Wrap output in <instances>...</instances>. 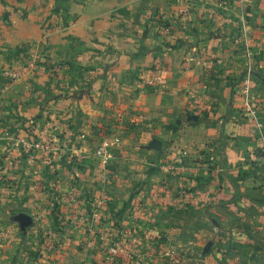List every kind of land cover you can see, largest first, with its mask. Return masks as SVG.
Here are the masks:
<instances>
[{
  "label": "crops",
  "instance_id": "1",
  "mask_svg": "<svg viewBox=\"0 0 264 264\" xmlns=\"http://www.w3.org/2000/svg\"><path fill=\"white\" fill-rule=\"evenodd\" d=\"M162 25L169 34L159 31ZM237 38L257 47L255 56L252 52L245 59ZM36 55L47 58L50 68L60 64L59 76L66 74L57 81L47 73L34 74L14 83L5 76ZM244 63L264 78V0H0V127L7 137L24 138L31 147L45 132L43 108L52 106L58 111L55 129L47 130L54 148L67 150L46 166L39 149H27L32 153L26 161L19 155L22 147L5 142L0 149V167H10L13 178L11 193L0 198L2 227L8 231L0 241V264H17L25 249L34 248L42 230L36 215L51 201L66 170L70 187L82 185L95 161L88 158L97 150L95 141L126 151L131 136L118 133L130 123L137 129L147 126L142 134L149 136L144 148L150 154L155 136H162L164 150L187 154L195 149L198 157L212 158L198 162L202 168L196 178L199 186L213 187L206 213L217 217L214 233L250 235L253 242L251 257L230 254L222 263L216 250L215 261L264 264V258L258 261L264 255L259 238L264 236V84L252 75L250 91L244 93L245 86L235 82ZM84 73L93 81L82 79ZM68 83L75 89L89 87L94 97L62 95ZM106 83L112 86L108 98L97 94ZM248 97L256 116L246 106ZM189 115L196 121L189 122ZM33 119L37 125L30 123ZM69 157L76 161L64 162ZM27 161L34 168L26 167ZM182 176L177 181L188 185V176ZM14 189L20 190L14 194ZM19 213L30 215L34 224L18 239L12 216Z\"/></svg>",
  "mask_w": 264,
  "mask_h": 264
},
{
  "label": "rangeland",
  "instance_id": "2",
  "mask_svg": "<svg viewBox=\"0 0 264 264\" xmlns=\"http://www.w3.org/2000/svg\"><path fill=\"white\" fill-rule=\"evenodd\" d=\"M164 27L162 25L159 31L163 32ZM247 27L250 30L251 26L247 24ZM245 29L246 26L242 30ZM236 41L241 49L244 46L245 59H250L246 54L247 42L241 38H237ZM164 45H166L165 42ZM256 48L251 47V50L255 52L254 56ZM46 59L36 55L29 64L12 69H36L34 72L28 71L21 78L9 76L8 71L11 70L5 71V76L12 83L23 81L34 74L43 73H47L51 79L56 78L55 81L63 78L66 73L59 76L60 64L50 68ZM65 65L68 66L67 63ZM250 66L244 63L243 71L237 73L235 82L238 85L243 84L244 86L246 80L250 82L247 78L251 74L248 71ZM251 70L257 72L256 67ZM81 76H83L82 79L85 77L88 82L93 81V77L88 73L81 74ZM68 85L70 86L61 90L62 95L66 97H94L89 87L75 89L71 84L68 83ZM102 86L103 89H101ZM102 86L99 87L97 94L104 93L105 98L112 96V86L107 83ZM255 110L257 115V109ZM54 114H58V111L52 106L43 108L42 115L47 119L44 123L45 132L42 137H39L40 139H36L37 142L32 143L31 147H26L24 138L7 137L5 127H0V149L5 142H11L15 146L22 147L21 151L24 154L19 155L20 157L26 155L25 161L32 153L28 150L32 148L42 151L46 166L56 161L67 150L60 151L58 147L55 149L53 137L47 130L55 129ZM196 119L197 116L189 115L188 121L193 122ZM30 123L37 125L34 119L30 120ZM135 124H127L126 130L123 128L124 132H117L119 136H131L124 153L120 146L94 142L97 150L88 158L95 161H93V167L83 177L85 179L82 178V185L76 184V188L73 189L68 184L70 170L63 173L59 179L61 186L57 189L55 185L58 182L54 185L52 195L50 194L51 201L43 205L44 210H39V214L34 219L40 222L42 228L36 234L38 240L33 243L34 248L25 249L26 252L17 257V264L20 262L23 264H219V261L216 262L214 258L216 250L218 253L221 252L220 261L222 263L230 258V254H240L244 258L252 254L253 242L250 235L231 236L228 230H223L218 233L219 238L214 233L216 225L214 220L217 217L211 212L206 213L208 209L206 206L211 207L213 204L211 197L207 198L213 187L211 185L199 186L196 178L201 174L199 169L202 168L198 162L210 163L212 158L209 160L198 157L195 149L187 154L183 151L164 150V145L161 151L151 148L154 153L150 154L144 148L145 144L149 145V136L142 134L147 126L140 125L141 128L137 129ZM176 135L180 137L179 132H175L174 136ZM155 138L164 142L162 136H155ZM34 139L32 140L35 141ZM101 149L109 157L107 161L98 155L97 151ZM158 152L161 154L155 158L152 157ZM1 157L3 158L2 154H0ZM3 159H0V165L3 164ZM155 159L157 162L153 164ZM33 161L31 163L27 161L24 164H28L26 167L34 168ZM71 161L74 162L76 159L69 157L64 160L67 163ZM18 162L20 159L12 161L14 169L19 165ZM16 163L17 166H15ZM81 168L85 169L83 165H79L80 170ZM179 176H188V185L177 181ZM10 177V167L6 169L0 167V198L11 193L13 178ZM168 178L175 180L170 183ZM52 179L54 178L51 177L50 180ZM47 185L49 186V183H46ZM16 186L17 184L14 187ZM50 187L52 189V185ZM18 190L20 189H14V194H17ZM196 194L200 195V198H203L205 194V197L201 201L196 198ZM15 218V215L12 216V222L16 226L19 239L21 228ZM1 220L0 218V241L8 232L3 229ZM28 230L25 234H28ZM263 237L262 234L259 235L260 240H264ZM243 238L246 242L241 243L240 240ZM255 240L257 241V238ZM23 241H25V248L31 247L29 239L26 238ZM228 246L234 250L230 251ZM260 256L262 257H258V261L263 262L261 258H264V255Z\"/></svg>",
  "mask_w": 264,
  "mask_h": 264
},
{
  "label": "built area",
  "instance_id": "3",
  "mask_svg": "<svg viewBox=\"0 0 264 264\" xmlns=\"http://www.w3.org/2000/svg\"><path fill=\"white\" fill-rule=\"evenodd\" d=\"M242 28L244 29L245 28V24L244 22L242 23ZM243 32H246V31H243ZM163 33L164 34H169V30L168 29H165L163 28ZM252 50H251V47L249 45H247V55L251 58L252 56ZM36 69H26V68H21V69H18V70H11V71H8V75L13 77V78H21L22 76H24L28 71H31V72H34ZM249 72H251V74L248 75L247 78H250L252 76V70L251 68L248 69ZM245 88H244V93H249L250 91V82L249 81H245ZM246 106L247 108H249V112L252 113L253 116L256 115V110H255V105H252V98L248 97L247 100H246ZM39 147V145H38ZM98 155L102 156L104 161H107L109 159V157L105 154V152L103 151V149L99 150L98 152ZM263 166H264V163H263Z\"/></svg>",
  "mask_w": 264,
  "mask_h": 264
},
{
  "label": "water",
  "instance_id": "4",
  "mask_svg": "<svg viewBox=\"0 0 264 264\" xmlns=\"http://www.w3.org/2000/svg\"><path fill=\"white\" fill-rule=\"evenodd\" d=\"M163 147V142L160 139H154L152 144H151V148H155L158 151H161ZM16 222L19 223L20 228L22 230V232L26 233V231L33 226L34 222H33V218L26 214V213H20L16 216L15 218Z\"/></svg>",
  "mask_w": 264,
  "mask_h": 264
},
{
  "label": "trees",
  "instance_id": "5",
  "mask_svg": "<svg viewBox=\"0 0 264 264\" xmlns=\"http://www.w3.org/2000/svg\"><path fill=\"white\" fill-rule=\"evenodd\" d=\"M254 78L264 84V78L261 76L259 72H252Z\"/></svg>",
  "mask_w": 264,
  "mask_h": 264
}]
</instances>
